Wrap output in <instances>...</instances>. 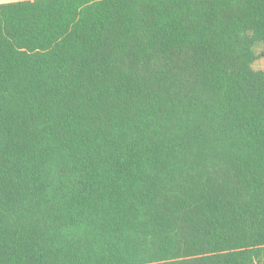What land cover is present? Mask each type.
Instances as JSON below:
<instances>
[{
    "label": "trees",
    "instance_id": "16d2710c",
    "mask_svg": "<svg viewBox=\"0 0 264 264\" xmlns=\"http://www.w3.org/2000/svg\"><path fill=\"white\" fill-rule=\"evenodd\" d=\"M257 43L264 0L0 3V264H264Z\"/></svg>",
    "mask_w": 264,
    "mask_h": 264
},
{
    "label": "rangeland",
    "instance_id": "374dc122",
    "mask_svg": "<svg viewBox=\"0 0 264 264\" xmlns=\"http://www.w3.org/2000/svg\"><path fill=\"white\" fill-rule=\"evenodd\" d=\"M257 58L253 62V68L256 70H264V44L257 43L254 47Z\"/></svg>",
    "mask_w": 264,
    "mask_h": 264
},
{
    "label": "crops",
    "instance_id": "0c3cea01",
    "mask_svg": "<svg viewBox=\"0 0 264 264\" xmlns=\"http://www.w3.org/2000/svg\"><path fill=\"white\" fill-rule=\"evenodd\" d=\"M10 1H18V0H0V3H2V2H10Z\"/></svg>",
    "mask_w": 264,
    "mask_h": 264
}]
</instances>
